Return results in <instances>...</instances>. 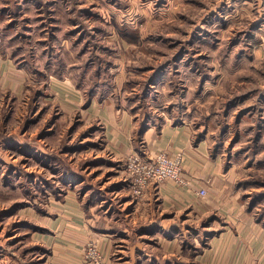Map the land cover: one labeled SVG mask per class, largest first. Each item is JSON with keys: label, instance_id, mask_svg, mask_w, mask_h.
I'll return each mask as SVG.
<instances>
[{"label": "rangeland", "instance_id": "obj_1", "mask_svg": "<svg viewBox=\"0 0 264 264\" xmlns=\"http://www.w3.org/2000/svg\"><path fill=\"white\" fill-rule=\"evenodd\" d=\"M0 57L26 79L18 94L0 89V264L44 261L30 214H46L69 191L98 228L118 232L117 252L158 251L152 236L131 233L139 234L141 195L130 190L126 163L136 152L112 157L102 121L87 113L93 98L132 115L137 146L136 129L149 123L185 124L230 171L233 196L264 227V0H0ZM70 76L84 93L68 110L48 85ZM183 240L184 253L172 256L189 263L190 245L202 244ZM119 256L114 264H130Z\"/></svg>", "mask_w": 264, "mask_h": 264}, {"label": "crops", "instance_id": "obj_2", "mask_svg": "<svg viewBox=\"0 0 264 264\" xmlns=\"http://www.w3.org/2000/svg\"><path fill=\"white\" fill-rule=\"evenodd\" d=\"M12 68L10 61L4 60L1 65L0 60V89L9 88L18 94L24 89L23 81L26 79ZM63 79V85L51 82L48 90L54 98H65L66 101H62L71 110L81 104L84 91L73 85L71 76ZM114 107L110 102L93 98L87 109L88 114L97 116L102 121L107 147L112 151V157L121 160L136 152L148 159L160 151L170 155H182L186 182L178 184L166 181L156 188L150 187L135 204V222L139 234L131 232L132 236L140 238V241L144 240L143 236H152L157 240L158 251L137 245L134 251L126 246L123 249L126 255L117 252L118 232L106 229V223L101 229L98 228L96 215H88L76 193L69 191L61 201L51 202L46 214L30 209L34 212L30 216L38 226L30 238L32 243L41 246L40 256L44 261L40 264H91L84 258L85 245L90 240L96 242L106 264H114L115 255L121 254L125 256H119L124 260L123 263L155 264L160 256L165 258L184 253L187 246L183 244L186 242L183 239L186 238L193 239L189 241L190 244L205 243L192 257L194 264H264V227L252 214L244 211L238 198L233 196L234 180L230 177V171H224L219 158L210 157L206 143L203 140H194L185 124L166 121L159 129L155 123H149L140 132L136 129L139 135L137 146L134 118L123 107L120 110ZM139 146L143 148L140 149ZM199 186L207 187L205 197L197 195ZM217 211L221 213L218 223L210 220L208 227L202 225L200 230L191 232V226ZM182 221H189L191 225ZM211 224H216L215 229L206 231L211 228ZM130 236L131 234L124 237ZM180 237L183 239L180 240ZM138 248L141 252H136ZM128 252L130 255H127ZM0 255L4 254L0 252ZM22 262V259L17 258L11 264Z\"/></svg>", "mask_w": 264, "mask_h": 264}, {"label": "built area", "instance_id": "obj_3", "mask_svg": "<svg viewBox=\"0 0 264 264\" xmlns=\"http://www.w3.org/2000/svg\"><path fill=\"white\" fill-rule=\"evenodd\" d=\"M126 172L130 181V190L135 196H140L148 188H156L166 181L178 184L186 182L183 176L181 153L170 155L165 151H160L148 159L132 153L127 159ZM196 193L199 197H205L207 189L199 186ZM84 258L91 264H104L99 250L92 241L85 248Z\"/></svg>", "mask_w": 264, "mask_h": 264}, {"label": "trees", "instance_id": "obj_4", "mask_svg": "<svg viewBox=\"0 0 264 264\" xmlns=\"http://www.w3.org/2000/svg\"><path fill=\"white\" fill-rule=\"evenodd\" d=\"M92 89V87H89V89H88V92H87V94H89L90 93V90ZM1 140H5V141H14V140H16V141H18L19 142V138L18 137H16V136H5L3 139H1ZM202 244H204V243H202ZM191 248V253H190V255H191V258L196 254V253H198V251L200 250V249H198V248H195V247H190ZM159 264H194L192 261L190 262L189 261V263H186V262H183V261H179L178 260V258L176 257V256H172V257H170V258H166V259H161L160 261H159Z\"/></svg>", "mask_w": 264, "mask_h": 264}]
</instances>
